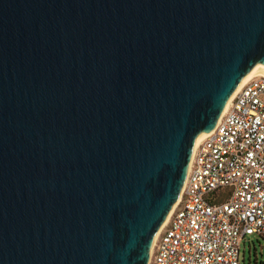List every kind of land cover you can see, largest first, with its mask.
Returning a JSON list of instances; mask_svg holds the SVG:
<instances>
[{"label":"water","instance_id":"obj_1","mask_svg":"<svg viewBox=\"0 0 264 264\" xmlns=\"http://www.w3.org/2000/svg\"><path fill=\"white\" fill-rule=\"evenodd\" d=\"M254 70L264 0H0V264H148Z\"/></svg>","mask_w":264,"mask_h":264},{"label":"built area","instance_id":"obj_2","mask_svg":"<svg viewBox=\"0 0 264 264\" xmlns=\"http://www.w3.org/2000/svg\"><path fill=\"white\" fill-rule=\"evenodd\" d=\"M252 236L264 241V76L241 86L195 147L148 264H245Z\"/></svg>","mask_w":264,"mask_h":264},{"label":"rangeland","instance_id":"obj_3","mask_svg":"<svg viewBox=\"0 0 264 264\" xmlns=\"http://www.w3.org/2000/svg\"><path fill=\"white\" fill-rule=\"evenodd\" d=\"M249 241L240 248L241 259L245 264H264V241L258 236L250 237Z\"/></svg>","mask_w":264,"mask_h":264},{"label":"bare ground","instance_id":"obj_4","mask_svg":"<svg viewBox=\"0 0 264 264\" xmlns=\"http://www.w3.org/2000/svg\"><path fill=\"white\" fill-rule=\"evenodd\" d=\"M255 76H264V71L254 70V71L249 72V73L243 78V80L240 82V84H239V86L237 87V89L235 90V92L232 94V96H231L230 99L228 100V102H227V104H226V106H225L223 112L221 113L220 118H221V117L224 115V113L226 112V110H227V108H228L230 102H231L232 99L234 98V96H235V94L237 93V91L241 88V86H242L246 81H248L250 78L255 77ZM220 118H219V119H220ZM219 119H218V120H219ZM205 136H206V134L202 133V134H200V135L197 137V139L195 140V144H194L193 151H194L195 147H196V146H197V145L203 140V138H204ZM190 161H191V158H190ZM190 161H189V164H190ZM188 166H189V165H188ZM179 199H180V196H179V198H178V201H179ZM178 201H177V203H178ZM177 203H176V204H177ZM176 204L173 206V208L171 209V211H170L169 214L167 215L165 221L163 222V224H162L161 227L159 228L158 232L156 233V235H155V237H154V240H153L152 247H151V249H150V254H151V251H152V248H153L154 242H155L156 238L158 237V234H159L160 231L163 229V227H165V225L167 224V222H168V220H169V218H170V216H171V214H172V212H173V210H174Z\"/></svg>","mask_w":264,"mask_h":264}]
</instances>
